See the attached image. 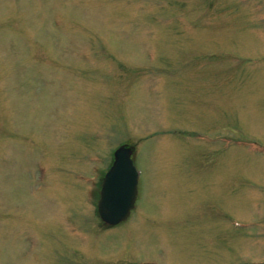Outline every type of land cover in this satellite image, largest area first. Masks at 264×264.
Returning a JSON list of instances; mask_svg holds the SVG:
<instances>
[{
	"label": "rangeland",
	"instance_id": "1",
	"mask_svg": "<svg viewBox=\"0 0 264 264\" xmlns=\"http://www.w3.org/2000/svg\"><path fill=\"white\" fill-rule=\"evenodd\" d=\"M0 264H264V0H0Z\"/></svg>",
	"mask_w": 264,
	"mask_h": 264
},
{
	"label": "water",
	"instance_id": "2",
	"mask_svg": "<svg viewBox=\"0 0 264 264\" xmlns=\"http://www.w3.org/2000/svg\"><path fill=\"white\" fill-rule=\"evenodd\" d=\"M131 154V148H117L101 183L97 212L110 226L125 220L134 206L138 174L132 165Z\"/></svg>",
	"mask_w": 264,
	"mask_h": 264
}]
</instances>
